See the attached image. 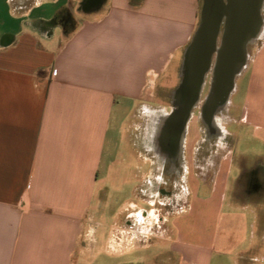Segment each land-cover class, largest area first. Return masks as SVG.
Wrapping results in <instances>:
<instances>
[{
  "label": "crops",
  "instance_id": "crops-1",
  "mask_svg": "<svg viewBox=\"0 0 264 264\" xmlns=\"http://www.w3.org/2000/svg\"><path fill=\"white\" fill-rule=\"evenodd\" d=\"M1 1L9 21L0 19V264H225L221 254L230 255L226 264H252L264 247V34L235 82L236 115L223 131L229 146L191 177L195 185L187 164L183 206L174 208L190 232L163 216L169 257L122 260L116 256L150 247L128 243L129 218L152 210L162 219L139 203L157 178L146 179L126 123L155 98L148 91L162 75L178 73L203 0ZM44 4L50 14L34 16ZM130 175L137 200L118 205L101 241L98 209L112 182L120 189ZM210 206L211 232L203 222ZM222 212L229 228L236 215H252L246 247L216 248Z\"/></svg>",
  "mask_w": 264,
  "mask_h": 264
},
{
  "label": "rangeland",
  "instance_id": "rangeland-1",
  "mask_svg": "<svg viewBox=\"0 0 264 264\" xmlns=\"http://www.w3.org/2000/svg\"><path fill=\"white\" fill-rule=\"evenodd\" d=\"M0 5L2 7L0 19L2 21H9L6 13V6L2 1L0 2ZM51 8V5L44 4L40 8H36L33 14L34 16H48L52 10ZM73 12L74 15L77 16V13L75 11ZM259 14L262 22L261 30L258 29V38L246 45L247 59L245 67L242 71L245 70L251 56L261 42V37L264 34V0L260 1ZM57 37H59V31L57 32ZM40 43L44 46L48 45V43L43 40H40ZM51 45H54V43ZM183 77L184 74L181 72V68H179L178 73L175 70L174 72L169 71L168 73L162 75L157 83L158 87L155 90L150 89L148 91L149 93L154 92L155 98L151 101H145V105L138 107L137 110L133 112L136 115L130 117L131 120L126 123V136L132 144L134 143V145L139 148L142 156H144L145 164L143 170L146 179H158L159 176L162 175V172L163 175L161 177L163 179L172 178L171 175H167L162 169V165L166 164V159L158 150L156 143L152 141V137H154L153 133L157 125V118L160 114L169 113L171 109L169 106L170 100L177 94V88L175 89V87L180 85ZM238 77L239 75L234 78V87ZM211 79L212 72L211 70H207L198 86V91H196V94L192 99L191 107L182 126V140H186V147H180L179 150L184 163L186 162L189 166H191L189 182H191L193 185H195V182L191 179V177L195 179V177H197L196 174L200 176L201 166L206 165L208 161L212 163L216 162L219 157L217 152H222L223 146H229L231 139H229L228 134L223 131L230 128L229 122H231L232 118L236 115V110L234 104L231 103V100L238 95H233V89L226 100L214 106L210 117L208 118L209 120L207 121L205 115L210 108ZM161 118L163 119V116H161ZM232 127L233 126H231V128ZM128 144L131 147L130 143ZM206 172L207 171H205V173ZM130 178H132L131 175L127 184L125 186L123 185L120 189L114 186L113 182L111 186L108 187V191L110 192L108 201L102 209H98L96 216V218L102 222V226L98 229V236L100 237L101 241H103L108 234V225L114 220L113 213L118 205L121 204L123 200H137L133 193V184L135 181L133 182V179ZM157 179L155 180V185L146 184L143 186V197L145 201L144 203H139L146 209H158L161 213L160 217H162V219L158 221L159 217L157 216L156 212L151 210L150 212H147V216H143L141 213L134 214L133 218H129L130 221L127 223L129 229V235L127 238L128 243L130 245L146 244L150 247L147 249H132L130 252L116 256V259L130 260L135 258H145L148 261H151L155 257L160 258L161 260L167 259L169 257L167 254V247L169 245L167 239L171 229L169 228V222L165 221L166 217L167 219L171 220V222H177L182 231L187 230L188 232L190 230V228H186V226L190 227V222L188 224L185 218L180 219L181 213H175L176 209L174 208V204H178L177 211H180L179 208L183 204L187 192L186 188L184 187V191L180 192L178 187H176L177 189L174 192L178 196L176 198H172V195L166 198L162 197L161 201H164L165 204L160 205L156 198ZM232 188L233 184H230L228 188L229 197L233 196ZM245 188L248 190L251 187L246 186ZM202 194L205 195L206 193L202 192ZM218 194L219 191L217 190L214 195ZM193 199L196 201L195 198ZM150 202H153L154 205H150ZM196 203H198V201H196ZM196 203H194L193 214L198 212L199 217H201L200 207L196 206ZM228 203L229 202H227V204ZM227 204L225 203L224 205V212L228 211V208L226 207ZM212 209V206L207 207L203 214L205 228L204 231L207 230L211 232L213 230L214 217H212V215L214 210ZM96 218L89 219V224L94 225L97 220ZM234 220L235 221L230 225L229 228V225L225 222V216L223 212L221 213L220 217H218V225L215 235L217 249L227 250L228 247L230 248L234 245L237 248L246 247L249 239H251L250 221L252 220V215L246 212V215H236ZM118 221L119 225H125L124 216H122V218L120 216ZM114 236H116L114 237V240H117L119 237V235ZM117 241L120 242L119 239ZM217 255V252L213 253L212 259L216 258ZM229 256L230 255L228 254H221L218 257H222L223 263L226 264L230 261ZM257 257L258 258L253 260L252 264H264V247L259 250Z\"/></svg>",
  "mask_w": 264,
  "mask_h": 264
},
{
  "label": "water",
  "instance_id": "water-1",
  "mask_svg": "<svg viewBox=\"0 0 264 264\" xmlns=\"http://www.w3.org/2000/svg\"><path fill=\"white\" fill-rule=\"evenodd\" d=\"M99 1L88 0V3ZM260 1L203 0L201 21L183 52L181 72L184 77L180 86L194 82L183 123L207 70L212 72L210 104L226 100L233 91L234 78L242 72L246 64V45L258 38L257 32L262 23L259 14ZM251 13L254 17L250 22ZM246 31L248 33L243 39ZM239 60L241 64L232 73L229 82L230 67ZM228 82L229 86L225 88Z\"/></svg>",
  "mask_w": 264,
  "mask_h": 264
},
{
  "label": "flooded vegetation",
  "instance_id": "flooded-vegetation-1",
  "mask_svg": "<svg viewBox=\"0 0 264 264\" xmlns=\"http://www.w3.org/2000/svg\"><path fill=\"white\" fill-rule=\"evenodd\" d=\"M194 69L195 68L193 66V72ZM190 84L191 83L186 84L183 87L180 85L175 87V89L177 88V94L170 100L169 106L171 109L169 113L160 114L156 120L157 125L154 130V142L156 143L158 150L166 159V164L162 165L163 171L172 177L163 179L161 177L163 175L162 172V175H160L157 179L156 192L159 199L158 202L161 205L165 204L164 201H161L162 197L166 198L172 195V198H176L178 196L174 192L177 189L176 187H178L180 192L184 191L182 184L184 182V178L188 174V170L186 169L187 163H184L179 148L186 147V140H182V126L186 111L188 109L186 100L189 99ZM216 104L218 103L210 104V108L205 115L207 121L209 120L208 118L210 117L211 111ZM190 107L191 106H189V109ZM161 116H163L164 120L161 118Z\"/></svg>",
  "mask_w": 264,
  "mask_h": 264
},
{
  "label": "bare ground",
  "instance_id": "bare-ground-1",
  "mask_svg": "<svg viewBox=\"0 0 264 264\" xmlns=\"http://www.w3.org/2000/svg\"><path fill=\"white\" fill-rule=\"evenodd\" d=\"M253 17H254V14L253 13H251V15H250V22H251V20H253ZM262 24V23H261ZM261 24L259 25V30H261ZM250 25H251V23H249V27H250ZM249 30V29H248ZM247 33H248V31H246L245 32V34H244V36H243V39L245 38V36L247 35ZM240 64H241V62H240V60L239 61H236V63H234L233 65H232V67H230V72H229V75H230V79H229V82H230V80H231V75H232V73L240 66ZM229 82L228 83H226V85H225V88L226 87H228L229 86ZM193 84H194V82L193 83H191L190 85H189V95L191 94V91H192V88H193ZM186 102H187V104H188V102H189V99H187L186 100ZM185 108V107H184Z\"/></svg>",
  "mask_w": 264,
  "mask_h": 264
}]
</instances>
